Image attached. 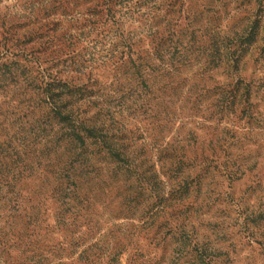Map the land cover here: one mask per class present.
<instances>
[{"label": "rangeland", "instance_id": "374dc122", "mask_svg": "<svg viewBox=\"0 0 264 264\" xmlns=\"http://www.w3.org/2000/svg\"><path fill=\"white\" fill-rule=\"evenodd\" d=\"M230 1L216 15L222 30L235 21ZM200 4L0 0L6 264L40 259V238L64 246L81 233L72 264H90L77 257L91 243L94 264H264V87L247 102L202 92ZM244 68L257 69L251 59ZM60 107L76 120L113 116L127 149L123 161L91 158V229L89 217L73 230L58 226L40 195L60 180L58 159L71 144L51 112ZM177 184L190 195L171 200Z\"/></svg>", "mask_w": 264, "mask_h": 264}, {"label": "trees", "instance_id": "16d2710c", "mask_svg": "<svg viewBox=\"0 0 264 264\" xmlns=\"http://www.w3.org/2000/svg\"><path fill=\"white\" fill-rule=\"evenodd\" d=\"M201 0L200 8L196 10L202 25V92L208 97L219 96L229 99L230 102H247L252 94L251 89L264 87V0H233V11L235 20L227 30H222L216 22V15L223 11L228 5L226 0ZM193 16L188 17L187 26L193 22ZM226 31V32H225ZM193 44L191 37L190 46ZM256 65V70L245 76L244 66L248 60ZM257 73V74H255ZM220 79H222L220 81ZM218 94V95H217ZM46 98L51 97L50 90L44 92ZM228 104V102H227ZM51 111L53 117L58 118V124L65 131H70V148L62 153L58 159L60 164L58 176L60 179L54 184H48L40 190V195L45 196V201L50 199L54 206L55 222L65 230H73L74 220L78 222L83 218L85 225L91 226V184H95L92 172L93 164L91 158L96 156L104 158L106 155L119 161L126 160L127 149L120 142L121 137L117 135L118 126L115 125V118L109 116L107 123L100 120H76L75 116L60 107ZM60 114V116H59ZM60 117V118H59ZM72 133V135H71ZM74 142V143H73ZM127 155V156H126ZM11 154L0 152V175L9 171L11 166L7 159ZM100 170V168H97ZM184 183V182H183ZM190 195V189L184 184H177L170 192V199L176 200ZM159 196V195H158ZM43 209L45 214L46 210ZM71 217L69 226L66 218ZM43 223L46 219L43 218ZM52 227V225H51ZM44 228L53 232L45 223ZM0 264H6L9 260L7 234L0 226ZM85 233L71 237L66 244L60 245L57 239L52 236V244L44 242L40 238V259L33 258L32 264H72V253L80 245V240ZM43 239V240H42ZM79 239V244L77 243ZM85 241V240H83ZM57 246V247H56ZM66 253V254H63ZM114 260L117 252H112ZM53 259H50V257ZM85 259L94 264L98 257V249L94 243L80 251L77 260ZM67 260V261H65Z\"/></svg>", "mask_w": 264, "mask_h": 264}]
</instances>
